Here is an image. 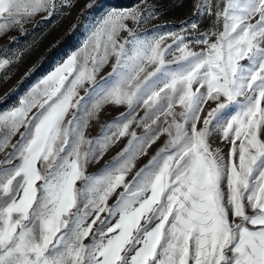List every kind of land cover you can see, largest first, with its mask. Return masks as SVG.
<instances>
[{
    "label": "snow or ice",
    "instance_id": "1",
    "mask_svg": "<svg viewBox=\"0 0 264 264\" xmlns=\"http://www.w3.org/2000/svg\"><path fill=\"white\" fill-rule=\"evenodd\" d=\"M73 6L0 0V36ZM194 8L214 18L209 30L189 22L150 38L129 26L155 16L148 0L108 9L82 47L0 112V264H264V0ZM14 59L0 49V69ZM106 106L127 111L88 138Z\"/></svg>",
    "mask_w": 264,
    "mask_h": 264
},
{
    "label": "rangeland",
    "instance_id": "2",
    "mask_svg": "<svg viewBox=\"0 0 264 264\" xmlns=\"http://www.w3.org/2000/svg\"><path fill=\"white\" fill-rule=\"evenodd\" d=\"M91 2L93 0H74L73 7H60L51 18L46 19L47 14L43 12L36 15L30 22L24 24L23 32L13 29L0 36V49L6 48L9 55L18 57V59H14L11 65L5 69H0V112L16 106L19 99L35 84L55 71L69 55L82 47L93 26L108 9H130L141 4L142 0H95V7H86ZM196 2L197 0H148L149 4L155 6V16L137 26L129 22V26L135 27L139 33H143L149 38L172 31H180L187 28L189 22L197 23L199 33L205 32L212 27L214 18L204 14L203 10L198 14L194 8ZM212 2L215 3L216 0H212ZM81 13H83L84 19L73 38L57 50L47 61L40 63L42 54L47 52L65 33L72 29L74 21ZM188 31L190 39L197 34L192 32L190 28ZM126 35V33H122L121 37L123 38ZM167 43L170 44L171 39L167 40ZM190 46L196 51L201 50L202 47L195 44H190ZM166 59L173 60V55L167 54ZM110 70V66H106L98 74L97 80L106 76ZM80 95H84L83 89H81ZM211 106L214 105L206 106L205 111ZM126 111V107L106 106L97 119L89 122L86 136L88 138L96 137L104 124L119 116L121 112ZM137 111L139 115H143L142 108L137 109ZM131 130L136 131L138 135H143L145 132L144 128L137 127L135 124L132 125ZM128 139L129 137L121 138L104 154L101 160L90 164L87 169L88 174L98 172L106 163L110 162L125 147ZM165 139L166 137L162 136L148 150L147 155L138 158L137 169L145 165L155 155ZM213 147L227 152L226 144L220 142L218 138L213 139ZM114 201L115 197L109 200V204Z\"/></svg>",
    "mask_w": 264,
    "mask_h": 264
},
{
    "label": "trees",
    "instance_id": "3",
    "mask_svg": "<svg viewBox=\"0 0 264 264\" xmlns=\"http://www.w3.org/2000/svg\"><path fill=\"white\" fill-rule=\"evenodd\" d=\"M83 13H81L77 19L74 21L72 29H70L67 33H65L58 42L51 47L47 52L42 54L40 58V63L47 61L57 50H59L62 46H64L69 40H71L75 34V32L80 28L83 22Z\"/></svg>",
    "mask_w": 264,
    "mask_h": 264
}]
</instances>
